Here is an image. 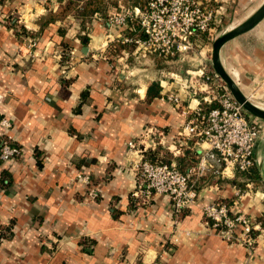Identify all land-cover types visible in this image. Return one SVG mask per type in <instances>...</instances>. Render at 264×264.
<instances>
[{
  "label": "crops",
  "instance_id": "crops-1",
  "mask_svg": "<svg viewBox=\"0 0 264 264\" xmlns=\"http://www.w3.org/2000/svg\"><path fill=\"white\" fill-rule=\"evenodd\" d=\"M65 2L0 0V142L9 138L21 149L19 158L0 165V233L8 229L0 241V264H264V121L252 172L227 170L182 215L168 196L135 198L143 146L153 141L155 148L159 139L172 153L189 149L200 157L208 150L207 144L178 137L188 117L166 94L179 93L191 111L216 95L204 78L169 72L171 81L162 79L151 72L156 57L143 51L109 56L110 44L135 32L132 24L120 28L95 17L86 45L73 18L41 31L48 12ZM211 2L220 20L215 38L264 4ZM17 10L26 27L39 33L35 47L7 25ZM220 58L245 96L264 106V20L227 43ZM154 82H160L162 96L151 101ZM198 91L205 93L198 97ZM151 131L164 136L151 140ZM131 141L138 151L129 148ZM5 173L11 180L7 190L1 187ZM212 177L210 184L219 179ZM219 201L237 202L235 212L248 216L256 233L252 246L226 241L207 224L204 208ZM235 233L240 237L242 228Z\"/></svg>",
  "mask_w": 264,
  "mask_h": 264
},
{
  "label": "built area",
  "instance_id": "built-area-1",
  "mask_svg": "<svg viewBox=\"0 0 264 264\" xmlns=\"http://www.w3.org/2000/svg\"><path fill=\"white\" fill-rule=\"evenodd\" d=\"M146 1L144 11L139 7L123 8L109 19L111 25L120 28L133 24V21L139 22L143 37H125L121 40L124 44H135L137 52L143 51L170 61L183 59L193 53L205 39L212 42L215 40L220 20L211 0ZM30 43L32 47L36 46L35 41ZM189 75L191 80L195 77L204 78L208 83L215 78V81L220 82V93L214 100L218 106L207 113L200 106L191 111L183 108V98L176 92L166 94V100L188 117L186 126L178 137L185 141L195 140L196 143L207 144L208 150L201 152L196 166L183 173L175 164L152 163L145 159L144 153L153 148L155 142L143 146L140 151L142 157L136 164L139 183L133 194L135 198H143L145 201L152 200L156 195L168 196L177 216L199 199L197 182L200 178L210 174L222 176L227 170L247 171L253 167L255 147L261 135L258 120L249 118L243 106L234 99L215 72H212V76L204 70L198 76ZM173 80H176L175 76ZM182 86L186 88L188 84L183 82ZM214 101L209 97L204 98V102L209 104ZM155 134L164 136L162 132L151 131L148 134L151 140ZM11 143L13 142L9 138L0 142V164L21 156L20 147ZM129 148L138 151L134 141L129 143ZM180 153V150H176L174 154ZM240 194L239 191L237 195ZM236 205L237 202L232 205L218 202L207 205L204 208L207 224L216 229L226 241L236 242L241 239L252 246L255 240L252 237L254 227L248 216L235 212ZM239 226L242 228L240 237L235 233Z\"/></svg>",
  "mask_w": 264,
  "mask_h": 264
},
{
  "label": "trees",
  "instance_id": "trees-1",
  "mask_svg": "<svg viewBox=\"0 0 264 264\" xmlns=\"http://www.w3.org/2000/svg\"><path fill=\"white\" fill-rule=\"evenodd\" d=\"M212 4V2H211ZM147 1L146 0H66L64 4H62L56 11H50L48 13L49 19L44 23L42 30L43 31L47 26L50 24H55L58 21H66L69 18H73L75 20V23L80 29V35L79 39L83 44H88L89 38L87 37V28L88 25L92 22V20L95 17H100L105 19L107 22H109V19L111 17L112 13H118L120 12V9L122 7H139L143 11L146 10ZM119 10V11H117ZM117 11V12H116ZM7 25L9 28H12L15 32V35L20 41H28L32 42L35 41L36 38L39 37V33L31 32L28 28H26L25 24L21 21L20 16L17 17L15 15L8 18ZM133 27L135 29V32H130L128 37H134V38H140L143 37V35L140 33V25L139 22L136 21L133 24ZM40 31V32H41ZM61 36L65 35L66 30L61 29ZM84 33V34H83ZM66 50H68V46H63ZM136 49L135 44H124L122 41H115L114 43L110 44L107 54L113 58H118L122 56L124 53H130L132 54ZM69 54L71 52H68ZM162 60L159 58H156V60ZM181 58H176L170 61H164L166 64H170V62H173L174 60H178ZM214 73V72H213ZM210 74V73H207ZM162 87L160 85V82H154L150 87L148 91V99L153 100L156 98H161L162 94ZM218 106V103L216 101L212 102L211 104L201 101L200 108L204 113H207L211 111L212 109L216 108ZM157 146L155 148L148 149L145 153V159L152 162V163H162V164H175L177 168L183 172H188L192 167L196 166L199 162V155L194 150L191 152L189 149H184L181 151L179 155H175L172 152H168L167 148H165L161 143L160 140L157 139ZM12 145H15L11 143ZM18 146V145H17ZM2 165V164H0ZM255 166V165H254ZM254 166L251 167L247 171H239L235 170V172H240L242 174H249L254 169ZM213 176L212 178H219L214 179L212 181V184L209 183V177ZM207 181V182H206ZM222 181V178L220 176L215 174H210L207 176H204L200 178L197 182V188L199 191L203 189L205 186L214 185L215 183H220ZM237 183H235L236 185ZM11 185L10 176L5 173L3 174L2 180H1V187L2 189H9ZM241 191H243L241 189ZM218 203H224L228 205H232L229 201H219ZM182 215V214H181ZM6 232L0 233V241L3 239H7L8 235ZM255 230L252 232V237H255Z\"/></svg>",
  "mask_w": 264,
  "mask_h": 264
},
{
  "label": "water",
  "instance_id": "water-1",
  "mask_svg": "<svg viewBox=\"0 0 264 264\" xmlns=\"http://www.w3.org/2000/svg\"><path fill=\"white\" fill-rule=\"evenodd\" d=\"M263 20L264 4L255 14L248 18L244 23L239 26H236L230 31L220 34L214 41L212 54V63L214 71L229 89L234 99L243 106L247 113L252 115L254 118L262 121H264V109L259 108L257 105L252 103L250 99L247 98V96H245V94L241 91L236 81L224 68L221 62L220 52L227 43L236 39L237 37H240L241 35L252 31Z\"/></svg>",
  "mask_w": 264,
  "mask_h": 264
},
{
  "label": "rangeland",
  "instance_id": "rangeland-1",
  "mask_svg": "<svg viewBox=\"0 0 264 264\" xmlns=\"http://www.w3.org/2000/svg\"><path fill=\"white\" fill-rule=\"evenodd\" d=\"M17 13H18V15H15V16H17V17L20 16V18H21L22 17L21 12H18V10H17ZM48 19H49V15L46 16L45 20L47 21ZM21 21L23 22V24H25L22 19H21ZM134 22H136V21H133L132 23H134ZM25 26H26V24H25ZM30 31L36 33V31H34V30H30ZM216 39H217V37L215 38V40ZM214 41L212 42L208 39H205L204 42L199 43V45L197 46V48L194 50L193 53L187 55L183 59L174 60L173 62H170V64L169 63L166 64L164 61L157 59V60H155V65H157L156 70H154V68H152L153 70L151 72L155 71L156 74H159L162 79L167 80V81H171V79H170L171 75L167 74L169 72H175V73L179 74V76L183 77L184 79L190 78V75L187 73L188 70L199 71L200 69H202V70H204V72H208V73H210L209 75H211L212 71H213L212 54H213ZM147 64H150V63H147ZM152 67H153V64H152ZM158 70H160V72H158ZM161 71L162 72L166 71V74L162 75ZM208 83L213 87L214 94L216 95V97H218V95L220 93L219 92L220 82L215 81V78H213V81H209ZM213 91H212V93H213ZM203 93H205V92L198 91V97L203 96ZM178 111H180V110H178ZM248 116L253 117L249 113H248ZM261 121L262 120H258V122H260V123H261ZM155 141L157 143V140H155ZM167 150H168V152H172L169 149H167ZM174 152H176L175 149H173V153Z\"/></svg>",
  "mask_w": 264,
  "mask_h": 264
},
{
  "label": "bare ground",
  "instance_id": "bare-ground-1",
  "mask_svg": "<svg viewBox=\"0 0 264 264\" xmlns=\"http://www.w3.org/2000/svg\"><path fill=\"white\" fill-rule=\"evenodd\" d=\"M255 105H257L259 108H262V109H264V106H260V105H258V104H255Z\"/></svg>",
  "mask_w": 264,
  "mask_h": 264
}]
</instances>
